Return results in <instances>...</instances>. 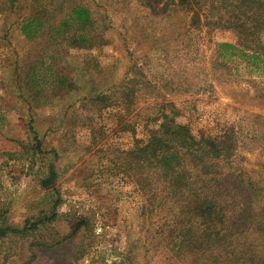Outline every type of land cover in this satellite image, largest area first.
<instances>
[{"label":"rangeland","instance_id":"374dc122","mask_svg":"<svg viewBox=\"0 0 264 264\" xmlns=\"http://www.w3.org/2000/svg\"><path fill=\"white\" fill-rule=\"evenodd\" d=\"M3 1L0 230L50 220L27 237L0 235V264H25L30 246L68 235L78 217L92 226L78 264H192L199 255L179 252L117 156L131 128L143 136L151 120L173 116L172 104L194 135L233 139L236 161L264 179V64L218 56L220 44H264V0H199L192 10L177 0H17L26 19L45 20L29 41ZM72 6L89 11L92 26L65 16ZM50 166L56 178L43 188ZM55 253L31 264H52Z\"/></svg>","mask_w":264,"mask_h":264},{"label":"trees","instance_id":"16d2710c","mask_svg":"<svg viewBox=\"0 0 264 264\" xmlns=\"http://www.w3.org/2000/svg\"><path fill=\"white\" fill-rule=\"evenodd\" d=\"M7 1L10 2L4 0L3 3ZM16 1L11 0L10 13L20 24L22 36L27 41L37 39L45 20L39 15L26 19L25 8L15 6ZM177 1L187 10H192V5L199 2ZM170 2L174 4L175 0ZM66 9L65 16L72 14L79 23L86 19L88 25L93 24L89 11L87 16V12L78 6ZM65 26L61 24L53 31L61 35L68 28ZM223 50L231 51L229 59L240 54L252 62L250 65L255 69H259V63L264 64L263 43H256L250 49L242 44H220L219 59L224 58ZM164 107L173 116L161 114L158 119L151 120L143 136L136 137L134 127L131 128V142L119 150L117 156L122 161V173L128 178L134 177L138 192L150 207L149 212L163 214L162 226L169 228L170 236L177 238L174 245L179 252L199 255L201 262L196 258L192 264H264V203L256 202L253 197L260 194L264 200V179L253 180L246 167L236 161L231 149L233 139L219 140L205 135V131L194 135L189 124L177 121L182 116L174 105ZM49 171L41 181L43 188L52 186L55 181L52 166ZM58 203L59 199L55 205ZM49 220L44 217L36 222H26L22 229L7 227L0 230V235L11 233L27 237ZM86 221L85 217L75 218L68 235L59 238L55 232L53 236L44 237L50 239L49 242L41 244L37 241L36 246H30L31 257L25 264L36 261L42 252L55 253L58 247L62 248L61 255L57 252L48 257L55 259L52 264H78L92 248L90 238L87 244L83 243L92 227L90 219L88 223ZM81 227L84 229L80 232ZM70 240L72 244L67 243Z\"/></svg>","mask_w":264,"mask_h":264}]
</instances>
